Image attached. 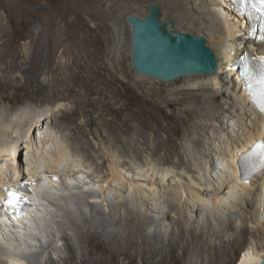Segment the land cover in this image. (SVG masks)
Segmentation results:
<instances>
[{
	"label": "bare ground",
	"instance_id": "bare-ground-1",
	"mask_svg": "<svg viewBox=\"0 0 264 264\" xmlns=\"http://www.w3.org/2000/svg\"><path fill=\"white\" fill-rule=\"evenodd\" d=\"M38 1L15 0V3L24 5L23 17H36L38 11L32 5H38ZM100 1L108 11L101 16L92 12L85 13L88 18H82V24L87 29H79L78 32H70L77 25V18L70 20L67 11L55 15L63 17L68 41H81L85 43V49L93 47L89 51L92 61L97 60L100 55L101 49L97 44L106 41L102 34L106 24L99 17H113L119 0ZM166 5L169 18L176 19L177 24L193 29L196 34L205 38L218 57L219 70L216 73L185 80L188 87L186 89L197 91L198 95H202L200 92L212 91V95L204 98L203 108L193 109L196 114L204 109L207 113L205 116H211L205 125L198 121L193 125L195 129H203L202 139L194 138V143L200 147V154L205 162L200 165L193 161L196 152L187 146L184 147L187 154L185 152L183 155L174 142L168 144L166 149L158 142L150 151L154 156L159 151H164L159 169L152 162L126 168L129 165L127 162L121 163L119 157H113L117 161L113 162L106 174L98 163H91L93 156L91 153L86 154L89 153V148L84 144H69L67 139L60 137L61 132L55 130L59 121L69 119L70 110L59 105L57 110L44 113L47 115L46 119H43L44 115L27 119L26 114L23 116L25 112L14 115L18 110L11 109L9 119L12 117V120L0 129V181L10 187L21 181L19 175H22V171L28 172L22 181H36L35 186L31 185L38 194L34 197L37 201L36 208L17 220L5 215L0 205V264H31L30 257L37 250L42 255L50 250L60 252L59 243L63 241L70 254L67 257L60 253L64 264H73L77 254L88 257L92 264H109L110 261H117L119 256L130 259L132 264L137 261L143 264H183L182 257L186 259L185 264H207L206 258L209 259L208 264H220L230 258L232 248L245 244L250 238L254 239V243L244 251L237 264H260L264 260V177L259 175L242 183L237 168L242 153L251 148L255 140L264 138V117L251 103L243 81L231 67L232 56L248 47V43L241 39L240 32L246 28V24L239 22L225 0H166ZM77 17L81 19L84 16L78 14ZM98 19L102 21V25L93 34L89 22ZM60 32L56 28L53 34L58 36ZM19 36L30 40L29 45L34 47L39 54L38 60L43 62L41 53L45 51V47L38 41L42 34H32L24 24ZM51 40L53 37H50ZM60 47L63 48V54L73 52L71 43L60 42L56 49ZM74 57L72 65H77L79 56ZM72 65L66 64V67ZM56 66L62 67L60 64ZM80 66L85 68V63ZM9 82L7 76L4 80L0 78V91L10 87ZM45 88L48 89V99H66L57 90L55 82L42 83L41 91ZM68 90L73 91L72 88ZM177 92L180 93L179 90ZM196 96L186 94L179 102ZM3 99L12 102L9 96H4L1 100ZM215 121L220 122L219 130L211 131ZM22 122L27 123L26 127L18 128V124ZM160 129L159 127L158 130ZM72 131L85 139L81 126L73 127ZM24 151L27 162L23 160ZM48 172L61 176V179L53 182ZM83 186L85 191L88 190L87 193L79 192ZM73 192L74 195L79 192V195L84 196L90 193V204L95 201L97 203L100 194L104 204L111 199L126 197L127 200L123 198L122 201L126 202L129 213H125L120 222L116 220L115 213L110 212L112 220L109 223L99 211H96L100 213L98 221L80 213L79 222L60 203L61 200H71ZM112 194L115 195L113 198ZM93 209L96 207L93 206ZM156 212L159 216L154 217L152 214ZM58 217L63 219L58 220ZM184 219L190 225L186 229L190 238L185 234ZM55 221L57 227L50 232ZM173 223L180 228L176 229L175 226L169 229ZM201 225L204 230L202 227L199 229ZM195 227H198V231H195ZM176 230L175 238L173 236ZM168 235L166 243L162 236ZM50 238V245L46 247ZM180 239L185 240L182 256H179L178 248ZM37 245L40 248H36ZM25 246H30V251ZM191 253L197 259L192 258ZM205 253L209 257H205ZM48 259L51 264H57L53 258ZM82 264H86L85 261Z\"/></svg>",
	"mask_w": 264,
	"mask_h": 264
},
{
	"label": "rangeland",
	"instance_id": "rangeland-1",
	"mask_svg": "<svg viewBox=\"0 0 264 264\" xmlns=\"http://www.w3.org/2000/svg\"><path fill=\"white\" fill-rule=\"evenodd\" d=\"M3 1L5 3L0 0V78L4 80V77L7 76L10 87L0 91V129L12 120V117L9 119L12 115L11 109L18 110L14 115L25 112L23 116L26 114L27 119H33L35 116L37 118L38 115H44L45 118L43 119H46V112L57 110V106L62 105L65 109L71 111L70 120L59 121V126L55 130L58 133L61 132L60 137L63 140L67 139L69 144H84L85 147L89 148V153L86 154L90 155L91 153L93 156L91 163L99 164L106 174L109 173V168L113 162L117 161L115 160L116 157H119L118 160L121 163L127 162L129 164L126 168L152 162L159 169L161 154L164 151H159L155 156L150 151V148L158 142L162 143L165 149L169 147L168 144L174 142L183 155L185 152L187 154V150L184 151V147L187 146L193 152H196L192 160L203 165L205 160L200 154V147L194 143V138L202 139L203 129H195L193 125L197 121L200 124L204 122L205 125L206 120L209 121L211 116H205L207 113L204 109L199 114L194 113L193 109L203 108L204 98L212 95V91L200 92L199 94L202 95H198L197 91L186 89L188 87H186L185 80L189 77H182L173 82H162L139 74L133 67L131 45L133 27L128 19L131 15L145 18L148 15L149 7L157 4L162 8V20L166 22L169 18L166 13V0H138L136 2L119 0L117 11H115L113 17H99L106 24V29H102L106 41L100 43V40H98L99 44L97 46L100 47L101 51L99 58L95 61H92L89 57V51L93 50V47L85 49V43L81 41H68L65 21H63V17H55V15L56 13L61 15L64 11H67L70 20L77 18V25L70 32H78L79 29H87L82 24V18H88L87 13L92 12L101 16L103 12L108 11L100 3V0H39L38 5L31 6L38 11L36 17H23L24 5H16L15 0ZM78 14H82L84 17L80 19L77 17ZM100 19L89 22L93 34H96L98 27L102 25ZM174 20V30L200 36L193 29L183 27L177 24L176 19ZM24 24L32 34H42V38L38 41L45 47V51L41 53L44 59L43 62L38 60L39 54L35 52L36 50L32 45H29L30 40L19 36ZM56 28L61 30L58 36L53 34ZM50 37H53V40L50 41ZM60 42L71 43L73 52L66 55L63 54V48L56 49V45ZM74 55L79 56L77 65H72L75 61ZM37 63L39 65H36ZM84 63L85 68H82L80 65ZM59 64L62 67L56 66ZM66 64L72 66L66 67ZM46 82H55L57 90L61 95H65L66 99L60 100L57 97L54 98V101L48 99V89L45 88L41 91L42 83ZM30 84L31 86H29ZM68 88H72L73 91H69ZM178 90L180 93L177 92ZM186 94L197 96L179 102ZM4 96L11 97L12 102L1 100ZM221 101L224 100L221 99ZM223 117L225 118V116ZM48 121L51 122L52 120L49 119ZM25 123H17L18 128L26 127L27 123ZM214 124L216 127L214 125L211 131L219 130L220 122L215 121ZM75 126L83 128L85 139L73 133L72 128ZM159 127L160 130H158ZM198 130H200L199 133ZM230 130L233 129L230 128ZM1 137L2 132L0 130V139H2ZM25 153L26 151L23 153V160L27 162L28 158ZM172 163L174 162L172 161ZM87 192L88 190L85 191V193ZM72 195L71 200H61L60 203L79 222L81 221L80 213L98 221L100 213H96V211H99L108 221L107 223L112 220L110 212L115 213L116 220L120 222L123 221L124 214L129 213L126 202L122 201L124 197L122 199H111L104 204L100 194V197H97L100 200L97 203H95L96 201L93 202L95 204L92 205L93 203L90 204L92 202V198L89 197L90 193L84 196L79 195V193L74 195L73 192ZM93 196L96 197L94 194ZM113 196L115 195L112 194L111 197L113 198ZM250 200L253 202V198ZM93 206L96 209H93ZM54 209L59 213L57 207ZM152 215H155L154 217L159 216L157 212ZM57 219L61 220L63 218L58 217ZM183 222L185 234L190 238L191 236L186 230L187 227L190 228L187 223L188 220L184 219ZM54 224L56 225V221ZM55 225L54 228L49 230L50 232L56 229L57 225ZM175 226L173 223L168 227L170 229ZM201 227L202 225L199 229ZM179 228L180 226H176V229ZM194 229L198 231V227ZM202 229L205 228L202 227ZM175 233L173 237L176 238L177 230ZM162 237L167 243L166 240L169 235ZM51 240V238L47 240L46 247L50 245L48 243ZM253 240V238H250L245 244L238 245V248L236 246L232 248L230 258L220 264H237L244 251H247L253 245ZM184 241V239L179 240V256H182ZM65 244V241L59 243L58 250L60 252L50 250L46 255H42L43 253L37 250L36 255L30 257L31 264L33 262L51 264L49 257L53 258L57 264H64L59 256L60 253L67 257L70 256ZM95 247L93 248L94 251L96 250ZM25 248L30 251V246H25ZM191 257L197 259L195 254ZM205 257H209V254L205 253ZM82 261H85L86 264H92V261L89 262L88 257L84 258L80 254H77L73 264H82ZM205 261L208 264L209 259L206 258ZM148 262L152 261L148 260ZM185 262L186 259L182 257V263L185 264ZM109 264H132V261L119 256L117 261H110ZM133 264L143 263L137 261Z\"/></svg>",
	"mask_w": 264,
	"mask_h": 264
},
{
	"label": "water",
	"instance_id": "water-1",
	"mask_svg": "<svg viewBox=\"0 0 264 264\" xmlns=\"http://www.w3.org/2000/svg\"><path fill=\"white\" fill-rule=\"evenodd\" d=\"M128 21L133 27V67L139 74L173 82L182 77L212 75L219 70L217 54L207 40L174 30L175 21H163L159 5H151L145 18L131 15Z\"/></svg>",
	"mask_w": 264,
	"mask_h": 264
},
{
	"label": "snow or ice",
	"instance_id": "snow-or-ice-1",
	"mask_svg": "<svg viewBox=\"0 0 264 264\" xmlns=\"http://www.w3.org/2000/svg\"><path fill=\"white\" fill-rule=\"evenodd\" d=\"M239 2L242 6H245L249 0H239ZM256 4L261 5L257 11L264 14V0H254L253 7H256ZM245 79L252 99L259 106L260 111L264 112V63L255 70H246ZM251 157H255L259 161L261 169L264 170V142L258 143L254 146ZM249 161L250 155L245 153L241 158L242 165L247 168ZM6 192L8 196L6 203L10 207H18L23 200V197L15 190H6Z\"/></svg>",
	"mask_w": 264,
	"mask_h": 264
}]
</instances>
